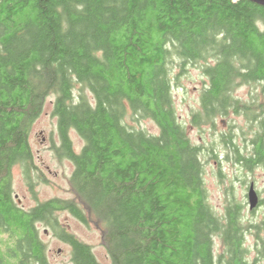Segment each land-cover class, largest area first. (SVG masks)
Segmentation results:
<instances>
[{"label":"trees","instance_id":"1","mask_svg":"<svg viewBox=\"0 0 264 264\" xmlns=\"http://www.w3.org/2000/svg\"><path fill=\"white\" fill-rule=\"evenodd\" d=\"M188 65L204 77L190 122L213 130L209 144L192 142L174 108L173 83ZM242 85L250 89L245 99L236 94ZM49 95L53 150L72 163L75 198L24 208L12 170L20 167L35 195V181L45 178L29 136ZM147 119L156 134L138 126ZM70 129L83 140L79 152ZM216 145L233 166L264 169L263 5L0 0V264H50L39 225L69 245L73 264H101L59 223V211L82 223L92 215L112 264L264 263V219L250 223L234 200L221 214L208 202L203 158L205 151L217 157Z\"/></svg>","mask_w":264,"mask_h":264},{"label":"rangeland","instance_id":"2","mask_svg":"<svg viewBox=\"0 0 264 264\" xmlns=\"http://www.w3.org/2000/svg\"><path fill=\"white\" fill-rule=\"evenodd\" d=\"M177 72L178 67L173 69V74ZM203 82L204 77L199 69L188 65L186 71L174 81L172 88L173 104L178 119L185 125L192 142L197 144L204 142L209 144L208 142L214 137L213 130L207 125L198 128L190 122L191 112L199 109V93L200 89L203 88ZM77 91L78 86L75 85L74 92ZM249 91L248 85H242L236 90V94L245 99L248 97ZM86 93L90 95L87 90ZM53 99V95H49L45 99L43 110L34 121L29 136L34 161L38 168L43 171L42 175L45 178H39L35 181V195L31 193L20 167L15 165L12 170L13 195L17 204L24 208L35 205L37 201L55 197L75 198L69 183V175L73 168L72 163L68 159L58 158L53 150V146L59 144L56 118L52 115ZM232 119L233 117L227 118L226 123L219 122L217 129L226 128L227 122ZM235 119L238 123H243L240 117H235ZM127 121L133 123L129 117H127ZM138 126L153 134L158 132L157 126L148 119L141 120ZM69 136L74 150L79 152L83 145L82 138L74 129L69 130ZM214 151L217 153V157L210 153L211 156H209L208 152L205 151L203 158L204 181L209 204L217 213L221 214L227 201L240 202L244 206L242 210L244 219L249 220L252 224L260 223L264 219V169L256 168L253 172L244 171L238 166H233L229 160L224 158V147L216 145ZM218 168L221 169L222 177H219L217 173ZM250 182L254 183V188L259 197V204L252 210H249L247 202V190ZM85 215L87 216L86 223H82L67 211H59L57 218L67 231L92 247L95 257L101 264H112L103 243L101 227L97 225L92 215L87 213ZM39 230L40 238L46 244L50 264H73L70 260L69 245L55 237L47 227L39 225ZM252 232L253 228L251 227V232L247 234L249 246L253 242ZM259 234L263 235L264 230H260ZM215 251H220L218 239H215ZM249 256L250 258L253 257L252 251Z\"/></svg>","mask_w":264,"mask_h":264},{"label":"water","instance_id":"3","mask_svg":"<svg viewBox=\"0 0 264 264\" xmlns=\"http://www.w3.org/2000/svg\"><path fill=\"white\" fill-rule=\"evenodd\" d=\"M255 3H258L260 5L264 6V0H250ZM247 202H248V208L249 210L254 209L257 204H259V197L258 194L254 188V183L250 182L247 190ZM59 250V249H58Z\"/></svg>","mask_w":264,"mask_h":264},{"label":"flooded vegetation","instance_id":"4","mask_svg":"<svg viewBox=\"0 0 264 264\" xmlns=\"http://www.w3.org/2000/svg\"><path fill=\"white\" fill-rule=\"evenodd\" d=\"M69 213V212H68ZM70 214V213H69Z\"/></svg>","mask_w":264,"mask_h":264}]
</instances>
